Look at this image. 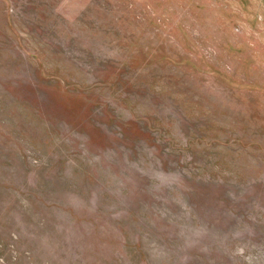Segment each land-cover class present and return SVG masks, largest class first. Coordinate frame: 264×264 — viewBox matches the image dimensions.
<instances>
[{
    "label": "rangeland",
    "instance_id": "obj_1",
    "mask_svg": "<svg viewBox=\"0 0 264 264\" xmlns=\"http://www.w3.org/2000/svg\"><path fill=\"white\" fill-rule=\"evenodd\" d=\"M0 264H264V0H0Z\"/></svg>",
    "mask_w": 264,
    "mask_h": 264
}]
</instances>
